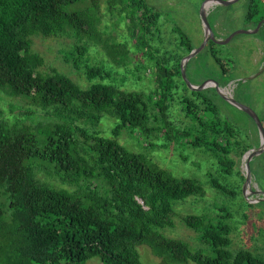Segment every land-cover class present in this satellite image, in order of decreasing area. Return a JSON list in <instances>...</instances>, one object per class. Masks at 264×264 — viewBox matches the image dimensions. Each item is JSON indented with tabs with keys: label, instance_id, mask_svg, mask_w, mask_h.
<instances>
[{
	"label": "trees",
	"instance_id": "16d2710c",
	"mask_svg": "<svg viewBox=\"0 0 264 264\" xmlns=\"http://www.w3.org/2000/svg\"><path fill=\"white\" fill-rule=\"evenodd\" d=\"M103 5L110 15L119 11L129 19L139 47L156 60L155 95L112 83L82 87L57 69H40L45 59L33 50L31 37L36 34L76 35L100 45L112 61H125L127 45L101 28ZM263 8L264 0H247L246 20L264 18ZM153 11L146 0H0V91L94 127L105 115L125 120L104 136L68 121L29 125L0 117V264H85L94 256L102 264H142L137 251L141 244L165 264H264V257L249 250L229 249L231 226L226 220L231 214L225 209L224 215H180L187 227L200 233L210 254L194 251L186 241L158 230L174 227L175 201L203 197L205 189L197 178L175 175L128 148L119 139L120 131L137 130L152 140L164 130L171 141L207 145L222 152L220 161L227 171L233 166L228 160L233 146L220 143L226 123L220 124L213 113L210 122L200 120L194 135L169 120L167 101L178 86L174 77L182 75L181 64L179 59L173 63L171 57L154 56L148 35L160 15ZM180 38L187 53L195 49L186 34ZM76 50L81 56L87 47L77 45ZM217 56L223 76L228 75L229 68ZM80 60L75 57L74 65ZM86 74L92 79L101 70L88 67ZM182 102L186 111L199 112L194 101ZM154 108L161 120L153 115ZM215 109L214 104L206 108ZM250 148L248 144L243 149ZM93 181L102 182L104 188L93 186ZM214 185L235 193L217 181Z\"/></svg>",
	"mask_w": 264,
	"mask_h": 264
},
{
	"label": "rangeland",
	"instance_id": "374dc122",
	"mask_svg": "<svg viewBox=\"0 0 264 264\" xmlns=\"http://www.w3.org/2000/svg\"><path fill=\"white\" fill-rule=\"evenodd\" d=\"M146 1L154 9L153 12L160 15L152 33L148 35L155 57L162 56L167 59L171 57L173 63L179 59L181 64L182 59L189 54L182 45L180 38L182 33L189 37L195 48L204 44L209 34L200 14L204 0ZM103 11L105 15L101 28L104 33L114 35L118 42L127 45L124 62L112 61L100 45L86 39L80 40L76 35L45 38L36 34L31 37L33 50L45 59L40 69L45 72L57 69L82 87H88L95 82L112 83L126 90L144 91L155 95L158 90L156 60L145 49L139 47L129 19L122 17L119 11L110 15L104 5ZM206 13L217 40L224 41L238 30L251 32L237 33L222 44H211L209 40L199 53L191 57L186 66L188 79L197 88L205 81H209L205 87L198 90L184 83L182 75L175 76L178 86L173 88L167 101V114L175 128L187 127L192 130L190 132L192 135L201 128V119L205 118L210 122V113L220 118L222 121L220 124L226 123L225 129L221 132L220 143L224 146H233L228 159L233 162V166L227 171V166H223L220 161L221 156H224L220 150L211 149L207 145L194 146L188 139L171 141L166 138L164 130L152 140H147L137 130L132 132L128 128H123L119 139L131 150L146 154L175 175L197 178L205 189L203 197L191 196L175 201L173 203L177 212L173 218L175 225L159 228L161 233L170 238L186 241L194 251L210 254L211 250L201 241L200 233L195 228L187 227L180 215L188 213L224 215L222 209H225L231 214L226 220L231 226L229 249L232 252L249 250L264 257V138L254 119L229 100L236 99L249 107L263 121L264 126V18L259 19V16L251 21L246 20L247 0H237L230 5L209 3ZM146 43L147 41L144 42ZM77 45L86 46V53L78 55ZM215 53L224 66L229 68L228 75L223 76L221 67L214 57ZM78 56L81 60L79 65L75 66L74 58ZM88 67L100 69L101 75L88 78L86 74ZM210 80L220 83L221 91ZM227 80L228 83L223 85ZM184 98L194 101L199 112L186 111L182 102ZM213 104L216 106L215 111L208 112L206 108ZM191 113L196 115L192 116ZM153 115L161 120L158 108L153 109ZM0 117L9 122L29 125L38 122L68 121L90 132L98 130L104 136H110L119 122L121 124L125 122L124 119L117 120L105 115L101 124L94 127L52 111L47 113L21 98L9 97L2 91ZM234 142H241V146ZM248 144H251L252 148L244 150V146ZM253 150L257 153L250 160L249 172L246 158ZM248 177L250 182H247ZM46 179L60 184L55 179ZM214 181L234 191V195L214 185ZM92 183L93 186L104 188L100 181ZM137 251L142 264H165L146 244L137 246ZM85 264H102V261L98 256H94ZM188 264L197 263L189 261Z\"/></svg>",
	"mask_w": 264,
	"mask_h": 264
},
{
	"label": "water",
	"instance_id": "95a60500",
	"mask_svg": "<svg viewBox=\"0 0 264 264\" xmlns=\"http://www.w3.org/2000/svg\"><path fill=\"white\" fill-rule=\"evenodd\" d=\"M237 0H204V2L202 3L201 5V8H200V14H201V18H202V21H203V25L204 27L208 30V36L206 37L205 41H204V44L198 48H195L193 49L188 55H186L183 59H182V62H181V74H182V77L185 81V83L191 87L192 89H202L203 87H205V84L201 85L200 87L197 88L196 85H193L191 83V81L188 79L187 77V74H186V64L187 62L190 60L191 57H193L194 55H196L197 53H199L203 47L208 43L209 40H212L213 42L215 43H225L227 41L230 40V38L237 34V33H250L251 31L249 30H238V31H235L233 32L230 36H228V38H226V40L224 41H220V40H217L215 39V33L213 31V28L208 20V16H207V13H206V7L209 3H212V4H223V5H230V4H233L234 2H236ZM212 82H214L215 86L217 87V89H219V91H221V88H219V83L216 82L215 80H210ZM229 100L236 104L237 106H239L241 109H243L248 115H250L254 121L256 122L257 126H258V129H259V132L262 136V138H264V126H263V123L261 121V119L259 118V116L253 112L249 107L245 106L244 104L238 102L236 99H233V98H229ZM261 150H259L260 152ZM257 153L256 150H253L252 152L249 153L248 157L246 158L247 159V167H248V171L250 172V160L251 158L253 157V155H255ZM247 182H250V178L248 177L247 178Z\"/></svg>",
	"mask_w": 264,
	"mask_h": 264
},
{
	"label": "crops",
	"instance_id": "0c3cea01",
	"mask_svg": "<svg viewBox=\"0 0 264 264\" xmlns=\"http://www.w3.org/2000/svg\"><path fill=\"white\" fill-rule=\"evenodd\" d=\"M188 63V62H187ZM209 80L205 81L203 84L207 83Z\"/></svg>",
	"mask_w": 264,
	"mask_h": 264
},
{
	"label": "bare ground",
	"instance_id": "6f19581e",
	"mask_svg": "<svg viewBox=\"0 0 264 264\" xmlns=\"http://www.w3.org/2000/svg\"><path fill=\"white\" fill-rule=\"evenodd\" d=\"M244 165H245V163H244ZM256 187V186H255ZM264 197V196H263Z\"/></svg>",
	"mask_w": 264,
	"mask_h": 264
}]
</instances>
